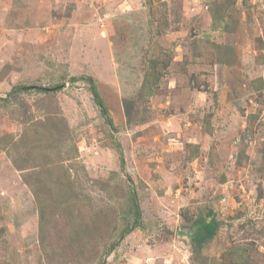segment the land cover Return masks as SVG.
<instances>
[{
  "label": "rangeland",
  "instance_id": "obj_1",
  "mask_svg": "<svg viewBox=\"0 0 264 264\" xmlns=\"http://www.w3.org/2000/svg\"><path fill=\"white\" fill-rule=\"evenodd\" d=\"M17 85L0 264H264V0H0V97ZM211 212L199 249L179 230Z\"/></svg>",
  "mask_w": 264,
  "mask_h": 264
},
{
  "label": "trees",
  "instance_id": "obj_2",
  "mask_svg": "<svg viewBox=\"0 0 264 264\" xmlns=\"http://www.w3.org/2000/svg\"><path fill=\"white\" fill-rule=\"evenodd\" d=\"M218 19H219V22H221L220 21L221 19L220 18H218ZM215 26H218V25H215ZM79 79L86 80L90 84V90L93 93L94 100L96 101L97 105L100 107V110H101L103 116L106 118L107 122H109V124L112 126V128H116L114 123H113L112 117L109 114V108L105 104V101L100 94L96 80L91 75L76 76V77H73L71 80L76 81ZM62 87H63L62 84H56L55 86H52L51 88L45 87V86H41L38 88H40L42 90H51V89H58V88H62ZM32 88H34V86H32V85H17V86H14L7 93L6 97H0V98L8 99L10 96H12L14 94H17V93L23 92V91H27V90H31ZM122 162L124 163V158H122ZM33 187H35V184L33 185ZM130 200H131V207L132 208L129 210V214H130L129 216H132V219L128 220L127 226L120 236L121 239L124 238L128 233H130L135 228L142 227L141 208H140L138 198H137V193L135 192V190H132L131 195H130ZM210 216H212V212L203 215V217L199 218L198 221H196L197 229H196V233L192 239V242L199 249L203 248V246L210 239H212L214 237V235L216 234V232H217V230L221 224V221H219V220H216L213 218L209 219ZM118 242H120V241L118 240L117 242H115L113 244V246L107 251V254L111 251L112 248H114L118 244ZM99 264H105V260H102Z\"/></svg>",
  "mask_w": 264,
  "mask_h": 264
},
{
  "label": "water",
  "instance_id": "obj_3",
  "mask_svg": "<svg viewBox=\"0 0 264 264\" xmlns=\"http://www.w3.org/2000/svg\"><path fill=\"white\" fill-rule=\"evenodd\" d=\"M196 229H197V225H195L194 228H192V229L179 230V234L182 235V236H187V237L193 239V237H194V235L196 233Z\"/></svg>",
  "mask_w": 264,
  "mask_h": 264
}]
</instances>
